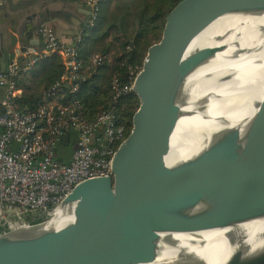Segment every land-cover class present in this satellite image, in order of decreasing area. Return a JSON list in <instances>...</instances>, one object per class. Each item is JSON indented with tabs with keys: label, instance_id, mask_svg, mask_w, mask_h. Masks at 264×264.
<instances>
[{
	"label": "water",
	"instance_id": "1",
	"mask_svg": "<svg viewBox=\"0 0 264 264\" xmlns=\"http://www.w3.org/2000/svg\"><path fill=\"white\" fill-rule=\"evenodd\" d=\"M263 12L264 0H181L166 16L160 40L148 48L135 77L132 93L139 105L129 134L113 156L111 177L87 180L73 189L60 206L85 196L86 213L58 231L33 238L21 235L38 230L52 216L36 224H6L7 230H0V264H154L161 235L175 232L167 218L171 214L188 233L263 219L264 93L246 122L214 127L194 158L173 167L164 163L183 115L181 106L206 97V85L199 82L187 89V78L225 50L211 46L184 57L188 46L221 17ZM251 43L233 58L261 45ZM222 80L226 76L207 87H222ZM223 88L234 93L231 84ZM263 90L264 85L257 95ZM240 98L220 108L237 112L248 99L239 105ZM205 111V105L197 109ZM214 113L220 111L215 108ZM260 239L264 231L239 238L223 264H264V244L248 248ZM174 241L166 242L175 247ZM189 252L177 251L165 264H207Z\"/></svg>",
	"mask_w": 264,
	"mask_h": 264
},
{
	"label": "built area",
	"instance_id": "2",
	"mask_svg": "<svg viewBox=\"0 0 264 264\" xmlns=\"http://www.w3.org/2000/svg\"><path fill=\"white\" fill-rule=\"evenodd\" d=\"M99 1L85 0L92 19ZM37 35L39 50L27 49L22 54L24 62L13 59L0 70V88L5 89L0 100L1 231L7 230L6 224L14 226L21 221L19 224L25 225L23 217L28 214L37 213L46 220L82 182L111 177L113 156L126 139L124 125L114 123L111 113L100 112L93 122H86L77 102L67 101L62 92H76L79 82L88 77L82 72L103 65L106 57L92 55L85 68L74 45L62 44L45 27L39 28ZM43 58L62 74L45 95V103L32 113H23L13 103L21 95L14 77L30 71ZM136 76L122 87L114 76L111 86L115 96L132 93ZM72 137V146L77 148L65 163L57 148L70 145Z\"/></svg>",
	"mask_w": 264,
	"mask_h": 264
},
{
	"label": "bare ground",
	"instance_id": "3",
	"mask_svg": "<svg viewBox=\"0 0 264 264\" xmlns=\"http://www.w3.org/2000/svg\"><path fill=\"white\" fill-rule=\"evenodd\" d=\"M256 37V42L251 43ZM259 42L260 47L258 46L253 52L242 54L236 57L237 59L233 58L236 52L248 49L249 43L255 45ZM217 45L223 46L225 50L216 54L213 60L207 64L196 69L186 80L187 89L189 87L191 89L192 85L194 89L199 82L201 87L206 85L203 91L206 97L200 102L195 99L194 102L190 101L191 104L187 102L186 105L181 106L183 115L176 125L171 137L170 149L164 157L167 167H173L194 158L201 147L206 144L214 127L213 130H216L246 122L253 114L254 103L258 99L260 100V96L264 93L263 90L257 95L264 85V12L224 16L217 19L190 43L184 57H188L202 48ZM220 76H226V80H222L223 82L220 83L224 84L222 87H207L210 81H216ZM230 84L233 94L223 88ZM192 93L195 95L194 90ZM237 95H241L238 100L239 105L248 97L242 109L231 113V110L223 111L220 108V104L236 98ZM202 105H205L206 111L197 112V109ZM215 108L220 111L219 114L214 113ZM87 205L88 198L85 196L69 204H64L58 207L51 219L38 230L30 233V230H26L21 235L26 234V238H33L58 231L72 224L78 216L86 213ZM167 218L175 232L161 235L158 257L154 264H165V261L173 260L175 253L180 250H191L189 253L207 264H223L231 251L238 246L239 238L264 231V218L202 233H188L187 227L177 224V215L175 214H171ZM228 236L231 237V240ZM168 238L175 240L174 242L178 245L170 246L166 242ZM188 243L197 244V246H189ZM246 244L244 242V246ZM249 244L248 248L254 249L263 245L264 239Z\"/></svg>",
	"mask_w": 264,
	"mask_h": 264
},
{
	"label": "trees",
	"instance_id": "4",
	"mask_svg": "<svg viewBox=\"0 0 264 264\" xmlns=\"http://www.w3.org/2000/svg\"><path fill=\"white\" fill-rule=\"evenodd\" d=\"M181 0H100L95 17L81 27L72 45L78 51L83 66H89L92 55L106 57V62L95 69L82 72L74 93L62 91L67 101L77 102L86 122H93L100 112H109L114 123L123 124L125 136L131 130V121L139 102L133 93L115 96L111 82L115 76L120 87L129 84L137 75L148 48L160 40L165 18ZM12 39V37H11ZM0 67V70H3ZM61 71L51 66L47 58L38 60L30 71L14 77L21 95L13 103L23 113H32L42 106L45 95L59 80ZM51 100V99H50ZM40 215L23 217L26 224L43 221Z\"/></svg>",
	"mask_w": 264,
	"mask_h": 264
},
{
	"label": "crops",
	"instance_id": "5",
	"mask_svg": "<svg viewBox=\"0 0 264 264\" xmlns=\"http://www.w3.org/2000/svg\"><path fill=\"white\" fill-rule=\"evenodd\" d=\"M89 16L85 0H0V67L13 59L24 62L22 54L29 48L39 50L37 31L42 27L72 45Z\"/></svg>",
	"mask_w": 264,
	"mask_h": 264
},
{
	"label": "rangeland",
	"instance_id": "6",
	"mask_svg": "<svg viewBox=\"0 0 264 264\" xmlns=\"http://www.w3.org/2000/svg\"><path fill=\"white\" fill-rule=\"evenodd\" d=\"M5 93V90L0 88V97H3ZM75 137H72L71 143L70 145H68L67 147H61L58 146V152H59V157L60 159H62L65 163H67L70 160V157L73 153L72 150V143L74 142ZM35 215H38L37 213H35ZM19 223H22L21 221H18Z\"/></svg>",
	"mask_w": 264,
	"mask_h": 264
}]
</instances>
